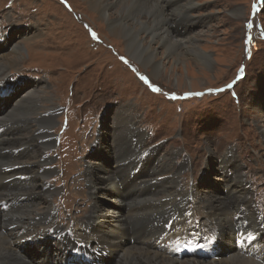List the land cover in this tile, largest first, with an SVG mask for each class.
<instances>
[{
	"label": "rangeland",
	"instance_id": "374dc122",
	"mask_svg": "<svg viewBox=\"0 0 264 264\" xmlns=\"http://www.w3.org/2000/svg\"><path fill=\"white\" fill-rule=\"evenodd\" d=\"M84 1L0 0V42L5 37L8 40L1 46L6 49L0 55L6 57H0L4 67L0 83L7 86L5 94L14 92L17 100L26 101L22 112L12 113L10 107H4V99L0 119L12 121L8 122L10 126H21H17L21 143L15 142L10 150L27 149L23 160L31 165L29 168L34 167L30 173L37 183L47 182L56 188L50 198L54 212L48 224L61 227V232L73 229L76 238L92 242L91 248L99 246L106 252L101 262L125 264L122 258L110 257L107 252L114 247L102 246V238L96 244L95 234L81 233L87 220L97 223L100 208H95L94 191L84 175L86 162L99 161L110 167L126 153L114 166L125 169L128 162L135 166L146 160L162 170L152 176V166L143 164L144 169L149 168L143 178L148 180V188L157 185L150 182L153 178L163 179L152 189L158 190L156 198L164 199L168 191L173 196L184 194V200L163 206L170 211L167 215L163 212L158 223H150L151 231L158 237L165 231L170 234L176 224L173 217L179 219V209L189 206V216L180 219L182 224L177 230L180 241L186 237L192 244L197 238L206 240L204 244L210 245L207 252L212 249L210 242L215 243V250L229 243L239 257L248 259V254L239 252L241 249L235 245L241 236L257 235L264 248V0H159L168 22L164 26L173 36L184 32L186 46L195 45L210 62L186 48H182L181 55L166 59L158 52L155 58L162 66L153 72L154 77L149 64L143 67L129 57L125 38L112 34L104 17ZM187 1L195 2L189 10L183 7ZM183 15L199 19L198 24L181 23ZM186 26L190 29L184 30ZM13 43L17 46L14 49L10 46ZM26 92H33L37 108L35 100L25 97ZM49 110L54 115L48 121L45 115ZM46 130L51 136L46 137ZM10 133H3V139L13 138ZM49 138L51 142L43 146ZM130 150L133 155L125 159ZM114 155L118 156L116 160ZM49 167L53 171H48L44 179L37 175L39 169ZM175 178L177 183L171 181ZM139 186H131L129 194L140 198L146 189ZM120 187L117 202L99 199L111 206L113 215L123 217L128 214L122 204L128 188ZM217 196L227 201L225 205ZM11 199L0 197L4 204ZM150 205L147 202L145 209ZM218 206L221 209L217 211H225V215L219 214L216 221L213 212ZM29 208L33 210L28 209L29 216L37 220L36 212L42 213L44 204L40 201ZM135 211L133 208L132 213ZM29 216H22L24 225L29 223ZM239 223H243L240 229ZM3 235L7 240L9 233ZM62 242L70 246L66 237ZM5 247L6 253L0 257H12L11 243H5ZM35 252L27 243L25 253ZM153 255L149 252L148 263L136 264H234L218 256L202 259L177 258L166 252L156 258ZM100 260L95 264H101Z\"/></svg>",
	"mask_w": 264,
	"mask_h": 264
},
{
	"label": "bare ground",
	"instance_id": "6f19581e",
	"mask_svg": "<svg viewBox=\"0 0 264 264\" xmlns=\"http://www.w3.org/2000/svg\"><path fill=\"white\" fill-rule=\"evenodd\" d=\"M85 1H87V3H89V5L93 7V9H95L101 16L104 17V19L107 22L106 24L108 25V28L112 34H114L117 37L121 36L125 38L127 45H128L126 48V51H127L126 53L129 55V57H131L132 59H135V61L140 63L143 67H145L144 63L149 64V67L152 68V71L150 73L153 77L155 76L153 72L158 71V68L160 69L162 66L160 65L159 60L155 58L158 52H160L162 55H165V59L168 57L174 56V55L176 56L181 55L182 48L183 49L186 48V50H190L193 52L194 51L198 52V49L195 47V45H189L188 47L186 46V43H185L186 40H184V38L182 37L184 32L182 33V36L181 35L173 36L171 34V31L164 26L166 25L167 19L164 17L163 8L161 6L162 4L160 5L159 0H85ZM180 1L181 0H178V2ZM191 2L192 1H187L183 5V7L189 10L190 5L195 4V2L194 3H191ZM142 14H147L148 18L144 19ZM197 20L199 19H196L192 16L187 17L183 15L180 21L181 23L190 21L191 22L190 26H193L196 23L198 24ZM188 28L189 26H186L184 27V30ZM180 32L182 31L179 30L178 33ZM142 33H144V36L141 35ZM8 37H11V36H8ZM192 40H193L192 38L191 40H189L190 44H192L191 43ZM7 41L8 40L5 37L0 42V53L1 51L6 49L1 46L5 45ZM153 44H155L156 47ZM10 46H12L13 49L17 47L15 43H13V45L10 44ZM178 49H180V51H178ZM198 53H200L202 57L206 59V61L210 62V59L206 53L202 51H199ZM0 57L5 58L6 54H3V55L1 54ZM7 64L9 66L12 65L11 61H9V63ZM2 70H4V67L0 65V72ZM3 85L4 84L0 83V95H1L0 96V107L2 106V102L4 101V99H6L4 107L5 106L10 107L12 113H15L17 111L22 112L24 108V105H22V103L26 102L25 99L19 98L17 100L16 98L18 97V95H16V93L14 92L9 93V95L7 94L2 95V93H5V89L7 88L6 85H5L6 88ZM37 96L41 97L39 94ZM25 97L28 98L29 101L35 100L33 99L34 97L33 92H28L25 95ZM43 99H47V98L44 96ZM33 105L37 108L38 105L36 104V100H35V103H33ZM52 107L50 109H52ZM53 115H54L53 112L49 110L47 111L45 116L47 117V120L49 121V119L50 120L53 119L52 118ZM27 116L28 115H26V117ZM23 118L24 120H26L25 117ZM9 119L12 120L13 116H10ZM6 120L7 119L5 120L0 119V126L7 127L4 134L12 132L10 134L14 135V137L10 139L8 137H7L8 139H3L2 135L0 136V197H4L7 195V196L12 197L11 202L13 201H17V202H13L12 204L11 202L4 204L5 201H0V235L6 236L3 234L5 232L9 233L7 240L5 241L0 236V256L6 253L5 243L10 242L14 248L12 250L14 251V255L12 257L11 255L9 257H0V264H93L94 262H96V257H97L96 254L94 253L90 254V256L87 259L89 263H87V261L85 260L75 261V259L68 256L69 254L66 253L65 250L62 249V246H65L62 242L63 240L62 241L54 240L51 242V244H49V246L45 247L48 244V242H50V240H48V236L50 235L48 231L50 229H58L57 226H55V228L51 227V225L48 224L47 222L49 219H52V214L54 212L50 198H51V195L54 192H56V188L52 187L47 182H43L40 184L37 183V179H35V175L30 173L34 167L29 168L28 166H31V165L26 163V161L23 160L25 151L27 149L10 150L9 147L15 142L21 143V140L18 138V133L20 129L17 127L19 126L21 128V126L15 125L14 123H12L10 126L8 122H12V121L6 122ZM40 122H43V120L40 119ZM44 129L45 128H43V131L41 132L43 134H44ZM45 135L46 137L51 136L47 130L45 131ZM41 140H43V138ZM51 140L52 139L49 138L47 140H44L43 144L42 143L41 144L43 146L48 145L49 142H51ZM28 145H31V144H28ZM140 148L141 146L139 145L138 149ZM126 149L128 148L126 147ZM127 152H128L127 153L128 156L125 159H128L133 155L131 150ZM145 152L146 151L141 152V153L145 154ZM105 154L108 155L109 152H106ZM125 154L126 153H122L119 157V160H122L125 157ZM112 157H114L116 160L118 156L114 155ZM119 160L117 159L116 161H114V164L110 167H108L107 165L100 164L99 161L86 162L84 175L86 177V181H87L89 188L92 191H94V196L96 198L95 208L96 206L98 207L100 206V208L98 211V216L96 215L97 223L95 222V220H94V223H91L90 220H87V223L84 226L81 234L82 235H85V234L90 235L91 233L95 234L96 239H97L96 244H100L101 241L103 240L104 243L102 246L107 245L108 247H114V248H111V250H109V252L107 253L114 260H118L122 258L125 264H136V262L137 263H143V262L148 263L147 259L149 257V252L155 255V256L153 255L154 257L152 256L153 258H156L157 256L160 257L159 254L165 253V252L168 253L170 256L174 255L176 251V245L179 242H181L178 236L179 231L177 232V230H178V227H180V225L182 224L181 218L184 217L185 219H187V217L189 216L190 207L188 206V207L183 208V211H180L179 209V213H180L179 219H178V216L173 217V220L176 221L175 222L176 224H175V227L171 229L172 232L168 235H167L168 232L165 231L164 233H162V235L158 237L157 232L155 233L151 231L149 226H151L154 223L155 224L158 223V220L163 212H165L167 215V213L170 211V210L163 208L164 205L169 204V203L178 202L180 201V199L184 200V194L177 192V194L173 196L168 191L165 193L164 196H167V197H165L164 199L163 197L159 199L156 198V195H158V193L156 192H158V190H152V189H154V187H158V183L161 182V181L159 182V180H163V179H160V178L158 179V177L153 178V180H151L150 182L155 181L153 183L157 185L151 188H148L147 186L149 182L147 179L143 180V178L148 175L147 172L149 168L144 169L143 164H149V167L152 166L150 170V172L152 173V176H154L153 172L154 173L155 171L160 172L162 170L157 169L155 164L152 165L150 164L149 161L144 160L143 162L139 161L141 162L140 171L137 174L132 173L133 174L132 176L131 171L134 168H136L138 164H136L135 166H131L132 162H128L126 164L127 165L126 168L122 169L121 166H114L118 164ZM38 161L36 163L37 165H40L39 162H48L49 160L44 161L42 159L39 162ZM159 166H161V164ZM7 167H16V169L14 170L13 173L6 174L4 173V169ZM48 171H53V168L51 167H49V169L41 168L39 169V172L37 173V175H39L41 178L44 179ZM98 175L100 176L98 177ZM239 177L241 176L239 175ZM8 178H12V180H10L8 183H3L4 180ZM169 178L171 179V177ZM171 181L177 183L178 178L172 179ZM121 185H125L126 188H128V190H125V193L123 194V201H122L124 209H127L128 214L123 217L122 215H119V214L113 215L112 211L110 210L111 206L105 205L101 202L104 205L103 206L100 203V199H104V198H107L111 202L113 201L112 203L117 202V200H119L117 195L119 193V190L121 189L120 187ZM138 185H141L139 187L143 188V190L146 189L140 198H138V195L133 197L132 195L129 194L131 190V186L136 187ZM209 187H212L213 189L214 186L210 185ZM227 188H230L233 191L235 190L234 193L237 192L236 189L230 186H227ZM237 196H238L237 199L240 198L239 195ZM240 196H243V195L240 194ZM25 198H27V200H24ZM216 198L221 199L223 201L222 204L224 205H225V202H227L223 200L222 198H219L218 196ZM40 201H42V203L44 204V211L42 213L36 212V214H39V215H38V219L35 220L29 216L30 210L28 211V209H31L29 207H32L33 204H36L37 202H40ZM147 202L151 204L147 208L150 211L145 209V204ZM21 203H25V205L22 207L20 205ZM158 204L160 205L158 206ZM3 206H8V208L4 209ZM25 206L27 208H24ZM133 208L136 211L132 213ZM218 209H221V207L218 206L217 209L215 208L216 211L213 212V215H215L214 217L216 218V221H219V219H217L216 216H218L219 214H221L222 216L225 215V211L224 212L217 211ZM19 214L21 217H19ZM250 214H254V212H249V215ZM22 216L24 217L29 216L30 221L28 224L24 225L25 222ZM242 224L243 223H239V226H238L239 229ZM137 225H142L144 227L139 228L137 227ZM107 226H112L113 229L109 230L107 229ZM187 227H190V226L188 225ZM159 228H160V225H157L155 227L156 230H158ZM262 228H264V225L262 226ZM262 233H264V230ZM189 236H192V235H189ZM30 238L34 240L31 242L32 243L31 245L33 246L34 249H36V252L32 253L31 255H27L25 253V248H27L28 239ZM40 238L46 239L48 242L40 240ZM129 238L132 239V241L134 242L133 245L132 243L128 244ZM86 244L90 245V247L92 246V242L88 240L86 241ZM256 246L259 249V251L257 248L253 249L254 251L257 250V253H255L254 255L248 254L247 255L248 259H245L244 257H239L236 254L234 245L231 246V244L229 243L226 244L225 246H222V247L220 246L219 250L216 249V252H217L216 256H218L220 260H223L226 258L228 261H231L234 264H264V248L262 247L259 241H257ZM181 248H183V246H181L180 249ZM93 249H98V250L105 252L99 246H95ZM170 262H173V261L170 260ZM101 264H107V263L103 261L101 262Z\"/></svg>",
	"mask_w": 264,
	"mask_h": 264
},
{
	"label": "snow or ice",
	"instance_id": "6c2138e0",
	"mask_svg": "<svg viewBox=\"0 0 264 264\" xmlns=\"http://www.w3.org/2000/svg\"><path fill=\"white\" fill-rule=\"evenodd\" d=\"M93 36H94V38H95V34L93 33ZM123 59V58H122ZM141 79H144V77H141Z\"/></svg>",
	"mask_w": 264,
	"mask_h": 264
}]
</instances>
